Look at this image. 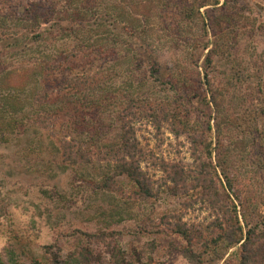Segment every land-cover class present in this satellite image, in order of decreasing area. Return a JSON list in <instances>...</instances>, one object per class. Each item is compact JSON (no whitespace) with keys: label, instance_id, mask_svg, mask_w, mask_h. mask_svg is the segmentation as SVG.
Listing matches in <instances>:
<instances>
[{"label":"trees","instance_id":"1","mask_svg":"<svg viewBox=\"0 0 264 264\" xmlns=\"http://www.w3.org/2000/svg\"><path fill=\"white\" fill-rule=\"evenodd\" d=\"M239 3L244 10L241 0H0V59L6 65L0 84V135L13 131L17 117L27 128L49 129L53 121L61 131L77 132L75 122L84 120L86 112L109 113L115 128L112 139L100 142L98 136L87 137L83 131L75 135L63 131L57 140L64 165L102 171L97 178L80 180L88 182L87 190L138 202L164 196L183 199V211L165 214L154 224L158 233L181 240L171 243V251L181 252L190 264H264L263 202L251 203L237 194L219 124L213 129L209 116L207 127L196 131L194 106L185 86L171 83L170 88L181 93L172 97L145 93L144 75L152 71L146 72L144 66L148 61L153 68L164 66L147 36L151 20H161L177 33L181 24L174 20L201 26L207 37L212 34L216 46L203 45L208 51L203 67L207 85L214 55L233 39L234 30L229 29L235 18L226 13ZM123 61L126 69L121 73ZM17 65L35 78L43 76L29 103L22 89L5 84L12 74L9 69ZM259 79L258 92L264 96V77ZM204 103L214 106L206 98ZM247 123L253 125L252 120ZM144 127L156 141L154 148L139 136ZM166 134L188 146L192 165L163 154ZM256 137L260 144H252L250 163L264 178V144L262 137ZM40 186L52 201L68 208L77 203L67 205L56 185ZM196 207L206 213L202 222L186 219ZM71 236L73 244L65 254L54 245L45 246L42 259L32 264H153L157 250L154 240L143 251L134 247L128 252L121 231L77 229ZM14 243L0 253V264H21L15 245L22 247L24 242L14 238Z\"/></svg>","mask_w":264,"mask_h":264},{"label":"rangeland","instance_id":"2","mask_svg":"<svg viewBox=\"0 0 264 264\" xmlns=\"http://www.w3.org/2000/svg\"><path fill=\"white\" fill-rule=\"evenodd\" d=\"M241 2L246 5L244 10L239 3L235 10L226 13L235 18L230 20L232 28L229 29V32L234 30L233 39L214 55L208 67L207 85L203 67L208 51L203 50V45L208 43L210 49L216 46L218 42L212 34L207 37L201 26L174 20V23L181 24L177 33L176 29L161 25V20H151L147 36L156 53L161 55L164 66L153 68L149 61L144 66L146 72L152 71V74L144 75L148 81L145 93L151 91L158 96L172 97L181 93L171 89V83L187 88L189 102L194 106L192 121L196 131L207 127L209 116L214 119L211 122L213 129L219 124L225 158L231 162L235 190L242 200L256 204L263 202L260 213L264 216V178L250 163L252 144H260V139L253 138V135L262 137L260 142L264 144V96L257 88L262 81L259 76L264 77V0ZM225 33L228 34V30ZM2 63L0 59V84L6 68ZM119 68L122 69L119 72L124 73L125 61ZM9 70L12 74L5 84L22 89V97L29 103L44 82L43 76L35 78L19 65ZM194 95L196 97L192 98ZM205 98L212 100L214 106L207 107ZM31 116L35 115L31 113ZM84 118L75 122L79 128L77 132L66 129L63 134L74 132L75 135L83 131L87 137L98 136L95 139L100 142L115 136L109 113L86 112ZM248 119L253 121L251 127L246 124ZM16 120L13 131L0 135V253L15 244L14 238H19L24 242L22 247L15 245L19 261L32 264L35 259H42L45 246L54 245L65 254L68 245L73 244L71 233L74 230L88 233L104 230L121 231L123 248L128 252L134 247L143 251L146 243L155 240L157 250L153 264H190L181 252L171 251V243H181V240L158 233L159 229L154 227L163 215L183 211V199L164 196L159 201L138 202L111 194L94 195L84 187L88 182L80 180L97 178L102 171L85 166H66L61 162L57 140L63 131L59 123L52 121L49 129L38 125L27 128L21 124L20 117ZM139 136L144 145L155 147L151 131L144 127ZM162 151L168 159L192 165L188 146H182L173 136L166 134ZM44 184L58 186L68 201L67 205L77 203L68 208L64 202L52 201L41 191L40 185ZM199 208L189 210L186 219L204 221L206 213ZM256 212L254 210V214Z\"/></svg>","mask_w":264,"mask_h":264}]
</instances>
